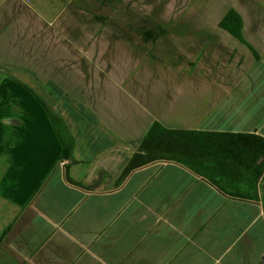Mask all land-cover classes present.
Here are the masks:
<instances>
[{"label":"crops","instance_id":"1","mask_svg":"<svg viewBox=\"0 0 264 264\" xmlns=\"http://www.w3.org/2000/svg\"><path fill=\"white\" fill-rule=\"evenodd\" d=\"M155 123L264 140V0H0V264H264V169L118 183Z\"/></svg>","mask_w":264,"mask_h":264},{"label":"trees","instance_id":"2","mask_svg":"<svg viewBox=\"0 0 264 264\" xmlns=\"http://www.w3.org/2000/svg\"><path fill=\"white\" fill-rule=\"evenodd\" d=\"M219 25L242 41V21L234 10L229 11ZM141 32L146 41L159 37L153 29H142ZM37 100L51 119L52 115L43 101L38 97ZM53 126L62 147L60 158L67 160L70 158L72 139L66 141ZM156 162L177 164L204 178L224 195L243 198L236 195L242 189L235 182L240 180L242 186H247L250 180L255 182L258 179L264 169V140L252 135L166 130L155 123L125 166L118 183L132 171ZM64 176L68 183L76 185L67 177V169ZM77 186L81 187L80 184Z\"/></svg>","mask_w":264,"mask_h":264},{"label":"rangeland","instance_id":"3","mask_svg":"<svg viewBox=\"0 0 264 264\" xmlns=\"http://www.w3.org/2000/svg\"><path fill=\"white\" fill-rule=\"evenodd\" d=\"M154 4H172L173 0H152Z\"/></svg>","mask_w":264,"mask_h":264}]
</instances>
